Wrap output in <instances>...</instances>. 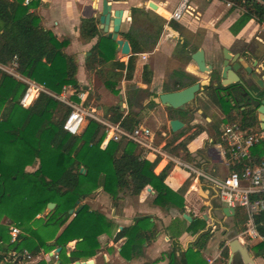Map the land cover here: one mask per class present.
Listing matches in <instances>:
<instances>
[{"label":"trees","instance_id":"trees-1","mask_svg":"<svg viewBox=\"0 0 264 264\" xmlns=\"http://www.w3.org/2000/svg\"><path fill=\"white\" fill-rule=\"evenodd\" d=\"M24 1L0 0V66L11 67L16 60L15 71L19 75L43 83L52 94L41 92L31 104L22 105L20 99L28 83L0 67V219L2 216L9 219L6 222L0 220V263L7 258L6 264H14L12 251L23 254L27 250L31 256L37 257L42 250L49 252L61 246L57 254L60 259L58 264H71L81 258H92L101 249L99 236L111 234L116 225L112 218L91 208L88 203L77 213L70 214L69 210L75 209L80 201L102 188L112 197L113 205L116 206L123 194L137 196L145 187L151 186L156 192L155 204L174 206L184 211L185 195L193 174L178 190H173L165 182L172 163L161 173H156L160 155L150 161L143 156V148L137 142L130 139L110 141L102 148L105 127L91 117H88L87 124L77 134L64 129L65 120L72 109L54 94H60L65 85H72L77 91L82 89L77 79L78 61L74 55L66 52L70 40L60 39L43 27L40 16L31 11V0L28 4ZM233 1L230 11L237 7L242 9L239 18L230 27L234 34L251 19L264 23V3L259 0ZM140 10L134 8L133 13ZM161 28L162 25L155 32L154 38L150 33L146 34L147 38L127 33L132 54L125 72L103 66L116 56L117 43L108 36L101 37L91 48L87 68L91 70L100 67V72L106 77L104 84L114 94H118L119 81L123 77L133 78L137 54L151 50L157 44ZM97 34V19H82L81 39L89 42ZM175 73L190 78L188 82L177 81L175 89L197 81L190 74L178 70ZM141 76L146 83H151L152 70L149 64H144ZM74 98L78 99L76 96ZM167 109L169 117H177V111L184 118V111ZM110 113L112 121H120L127 129L141 123L138 114L129 112L124 115L117 106H112ZM226 115L224 119L228 122L239 120L246 129L261 130L255 117ZM165 148L170 154L185 161L195 162L197 156L204 158L207 155L203 153L204 150L193 155L187 142L179 141V136L168 141ZM253 156L256 159L264 156V142L253 149ZM35 164L38 167L34 171L27 170V166ZM82 167L85 172H81ZM258 196L264 197V193ZM49 202H54L55 207L43 217L46 219L44 225L47 230L42 232L31 228V220H40L36 216L46 209ZM257 221L259 230L264 233V212L257 214ZM12 224L21 227V233L15 241L11 240L10 235ZM206 225L205 219L195 218L186 226V231L193 235L202 232L194 241V246L187 250H183L178 240L174 242L171 264H190L194 258L195 264H207L201 258V250L212 235L210 228L205 229ZM156 232L150 217L145 216L136 219L134 225L119 230L115 240L126 237L120 252L131 258L140 251L142 243L151 240ZM54 238L53 242H49ZM72 240H76V244L70 255H67V245ZM250 249L256 257L264 258V240L252 244ZM222 256L227 262L230 256L228 246L223 249ZM34 264L49 262L41 259Z\"/></svg>","mask_w":264,"mask_h":264},{"label":"crops","instance_id":"crops-1","mask_svg":"<svg viewBox=\"0 0 264 264\" xmlns=\"http://www.w3.org/2000/svg\"><path fill=\"white\" fill-rule=\"evenodd\" d=\"M102 1L103 0H31V11L40 16L41 25L43 27L51 30L60 39L68 38L70 40V43L66 48V52L74 55L78 61L77 79L79 84L82 86V89L78 92H85V99L81 101V103L88 108H94L95 106L97 111L111 122H114L110 119V108L112 106L120 107V110L124 112V115L129 112L139 115V112H133L131 110L133 103L130 97L127 96L128 82H136V86H138L141 90L149 88L152 91L154 87H156L157 93L160 94L162 92L176 90L175 83L179 80L185 82L190 81L189 77H184L179 75L180 73H175L177 70L181 73H187L194 77H197V74H199V79L197 80L202 79V77H206V75L202 76L195 61L192 59L191 55L188 54V51L192 52V48L195 49L202 47L205 51L207 62L214 63L218 68L220 67V60L222 58L224 48H229L230 50H243L247 48L246 45L251 44L254 41L258 46L256 52L260 53L263 51L264 23L262 24L256 19H251L238 33L234 34L230 30V27L241 15L242 9L237 7L230 11L233 5L229 6L226 1L223 0H219L222 3V7L216 6L213 0H207L210 1L208 5H204V0H188L187 5L189 11L185 12L179 20L170 19L171 13L175 11L184 0H108L113 9L119 8L124 10L118 38L127 39V33H130L132 36L140 35L142 38H147L148 36H146V34L150 33L152 38H154L153 36L155 32L162 25L157 44L151 50L147 49V51L137 54L136 69L132 78L133 80L123 77L117 86L120 89L119 94H114L104 84L103 80L106 77H104L103 73L100 72V67L93 68L91 70L87 68L88 57L91 55V48L101 37L108 36L107 32L100 28L99 23ZM149 2L156 4L157 8H151L149 6ZM134 8H139L141 10L134 14ZM129 12H131V15H129ZM90 17H95L97 19L98 34L93 37L91 41L85 42L80 36V25L82 19ZM143 18L146 20L144 27L148 28L146 31H143V28L140 25L141 19ZM109 30H111V28ZM255 38H258V40H254ZM178 43H181V54H176L175 52ZM117 48L115 58L109 59L103 66L105 68L115 70L118 69L125 72L130 55H122ZM142 53L146 54L144 59L147 61L143 60V56H141ZM260 57L262 59L259 61L258 66L260 69H263L264 54L261 53ZM176 60H181V62H179V64L173 69H169V62ZM146 63L149 64L152 70V80L149 84L146 83L141 76L143 66ZM168 74L171 78L170 83L167 82L166 79ZM137 80H141L145 85L142 84V86H140V82ZM72 91L73 88L70 90L69 94H71ZM157 93H152V96ZM120 96H122V98ZM150 98L148 100H150ZM205 103L206 102H202V104L198 103L199 109L202 110L205 108ZM150 105H161L160 107L163 106L162 104L152 103ZM163 107L167 111L166 116L169 118L167 120L169 124V120L172 118L169 117L168 107ZM107 109H109L108 112ZM176 110L179 109H175V111ZM192 112H195L196 115H198L193 124L197 122V124L202 126V128L199 133H196L198 126H194L191 129V131H194L193 134L187 135L185 131L187 122H192ZM175 114L177 115L175 118H179L185 122V126L183 128L174 132L171 130L170 125H167V128H158L156 130H160L161 135L166 136L167 138L172 134L179 136V141L184 140L187 142L188 148L193 155H197L198 151L204 150V153L207 155L204 156V158L198 156L201 160H197L194 163L198 165L200 164L202 167L209 165L206 160L211 154L210 150L212 140L218 137V125L222 122L228 121H226L223 117H219L218 121H216L217 124L214 123L211 125L210 123L213 122H209L210 119L207 117L205 118V116L200 114L197 110H188V112L184 111V118H181L177 111ZM139 125L146 124L140 123ZM260 129L264 130L261 128V125ZM152 130L155 132V128H152ZM166 143L167 142L162 139V141L158 142L155 146L159 147L163 151H167L163 149ZM159 155L160 154L151 151L147 154V159L153 161ZM171 163L172 165L165 182L173 190H178L190 177V172L182 169L174 162L167 161V159L161 155L155 172L158 174L161 173ZM205 169H210L212 171L215 168L214 165L211 164ZM201 189L208 192V199L204 198L201 194ZM105 197L106 196L103 195L101 198V194H98L94 199H85L83 205L87 202H92L94 204H97L98 201L106 202L107 197ZM155 197V190H153L151 186H147L139 195H129L127 197V204L123 207L120 214L116 210L113 211L112 215L105 212L109 218L114 220L115 224H118L117 231L113 229L111 234L104 233L100 235L99 240L101 242V249L92 258H88L87 260L93 259L94 264H171L173 263L172 251L174 249V242L178 240L183 250H187L188 248L194 246V241L199 236V233L202 232L200 231L199 233L193 235L192 233L186 231V226H188L190 222L183 218L184 213H188L192 216L193 221L195 218L205 219L204 215L206 213L204 212H206V210H209V212L214 211L216 216H212L211 213L210 216L207 214L208 218H211L212 221L221 223L220 219L224 221L226 218H234L240 225L243 224L244 227V218L242 220L237 218V215L241 212H238V214H233L231 212V215L224 214L221 210L224 206L217 198L214 188L203 178L194 180L193 175V179L185 195L184 211L174 206L163 207L157 205L154 203ZM108 201L110 200L108 199ZM107 203L109 204V202ZM110 203H112V201ZM91 208L98 209L95 205H91ZM112 209H114V207ZM101 210L105 209L101 208ZM145 216L150 217L152 225L157 232L151 240L144 241L142 243V247L137 254L133 255L131 258H127L120 252L122 245L125 243L126 237L115 240V236L123 227L132 226L136 223V219ZM219 216L221 218H219ZM40 217L41 215H38V218ZM205 220L207 222L205 229L210 228L211 230L208 219ZM120 227L122 228L120 229ZM61 230L62 228L60 231ZM54 240L55 238L50 241L52 242ZM230 241L231 240H228L226 242V244L228 243L226 246L229 247ZM208 242L205 248L201 250V258L204 260L206 256H208L205 255V250L208 248ZM75 244L76 240L74 244L68 243L67 255H70ZM222 244L223 243L219 244L215 256L218 254L219 250L226 247ZM194 250H197V248L194 247ZM41 255L37 256V260L35 262L40 259ZM177 255H179V251L177 252ZM54 256L50 252L46 259H48V261H54L58 264L60 259L58 256ZM84 259L85 258H81L79 260ZM194 259L190 260V264H195ZM218 259H216L212 264H215ZM7 260L8 259L6 258L5 261L7 262ZM226 263L227 262L224 264ZM71 264L75 263L73 262ZM207 264L209 263L207 262Z\"/></svg>","mask_w":264,"mask_h":264},{"label":"built area","instance_id":"built-area-1","mask_svg":"<svg viewBox=\"0 0 264 264\" xmlns=\"http://www.w3.org/2000/svg\"><path fill=\"white\" fill-rule=\"evenodd\" d=\"M187 1L184 0L171 13L170 19L179 20L185 12L189 11ZM24 2L28 4L30 0ZM226 3L229 6L234 5L233 0H228ZM141 56L145 58L146 54L142 53ZM16 66L17 62L14 60L10 68L0 67L28 83V87L20 99L22 105L31 104L41 92L51 93L43 83L19 75L15 71ZM72 88L73 91L69 94ZM54 96L72 109L64 123V129L68 132L71 134L81 132L88 117L95 118L105 127V137L101 143L102 148H105L110 141L130 139L141 145L143 156L146 158L147 154L152 151L160 154L169 162L184 166L194 175V180L203 178L212 185L223 206L231 208L230 211L233 214L242 213L244 227L237 235L242 243L243 241L246 242V239L254 241V243L264 240V233L259 230L257 221V214L264 212V197L258 196L259 193H264V156L259 159L253 156V149L264 142V130L246 129L239 120L222 122V130L218 137L212 140V152L206 160L209 165H214L215 169L208 171L205 167L193 165L155 146L154 132L148 125H138L132 129H127L120 121L111 122L99 118L96 114V108H88L81 103L85 99V92H78L72 85H65L61 93L54 94ZM75 96L78 99L74 98ZM216 167L219 168L220 172H216ZM20 233L21 227L18 224L10 226L12 241H15ZM223 249L224 247L219 250L216 256L208 258V263L212 264L216 259L222 257ZM18 255H22V259L16 263L15 259ZM11 257L14 264H32L35 260L27 250L23 254L12 251Z\"/></svg>","mask_w":264,"mask_h":264},{"label":"water","instance_id":"water-1","mask_svg":"<svg viewBox=\"0 0 264 264\" xmlns=\"http://www.w3.org/2000/svg\"><path fill=\"white\" fill-rule=\"evenodd\" d=\"M262 3H264V0H259ZM149 6L153 9L157 8V5L153 2H149ZM124 15L123 9H113L112 5L109 4L108 0L102 1V10L99 14V23L100 28H102L105 32H107L108 37L112 38L116 43L118 44V51L121 52L122 55H131V45L129 40L118 38L120 26L122 23ZM129 15H131V12H129ZM111 28V30H109ZM188 51V54L191 55L192 59L195 61L198 69L200 72L204 73L206 75L205 78H202L200 80L195 81L194 83L187 85L181 89H176L173 91H166L162 92L160 94H154L151 96L150 101L154 104H162L165 107L173 108V109H179L183 110L187 108V105L190 103H195L197 97H201L204 91V88L209 84L210 79L213 74V63L207 62L205 57V51L202 47L199 48H192V52ZM223 55H224V64L223 68L221 70V74L218 78H215L213 80V84L216 86L220 80V84L223 86H226L228 84H232L236 80L239 79V76L237 75L236 71L241 68L243 69L247 75L259 86V89L262 90L264 88V82H263V76H261V72L263 69H260L258 66L257 60L251 64L249 61L245 60L244 58H239V53L233 54V52L229 48L223 49ZM217 69V72L220 70V67ZM244 84L245 88L250 91V86L248 85V80H242L241 82ZM145 85V84H143ZM259 90V92H260ZM122 98V96H120ZM123 109V107H122ZM259 120L261 128L264 129V100L263 104L259 106ZM198 112H202L201 109L197 110ZM169 125L172 131L176 132L179 131L181 128L185 126V122L182 121L179 118H172L169 120ZM81 172H85V168H81ZM150 189V188H149ZM201 194L204 196V198H209L208 192L204 190H200ZM55 207L54 202H49L47 204V210L50 211ZM83 207V203L79 202L78 206L75 209H70V214L77 213L81 208ZM222 212L226 215H231V208L224 206L221 208ZM183 218L188 220L189 222L192 221V216H190L188 213L183 214ZM205 219H208V215H204ZM122 227H120L121 229ZM75 240H72L69 242V244H74ZM229 248H230V262L228 264H231L232 258L235 255V253H239L242 258L244 259L245 264H257L256 261L253 258V254L251 252V249L249 246L243 244L239 238H233L229 242ZM61 250V246L56 247L51 254H57ZM22 259V255H18L15 259V262H19ZM75 264H94L93 259L89 260H76L74 262ZM0 264H6V261H1Z\"/></svg>","mask_w":264,"mask_h":264},{"label":"rangeland","instance_id":"rangeland-1","mask_svg":"<svg viewBox=\"0 0 264 264\" xmlns=\"http://www.w3.org/2000/svg\"><path fill=\"white\" fill-rule=\"evenodd\" d=\"M214 1V3H215V5L216 6H218V7H222V3L219 1V0H213ZM204 2V5H208L209 3H210V1H207V0H204L203 1ZM212 7H214V6H212ZM159 19V18H158ZM143 20H144V22H143ZM159 21H160V19H159ZM158 21V22H159ZM145 23H146V20H145V18H143V19H141V22H140V25H141V27L143 28V31H146L148 28L147 27H144V25H145ZM141 31V30H140ZM149 31V30H148ZM264 35V34H263ZM198 39V38H197ZM182 47H181V43H178V45H177V47H176V49H175V52H176V54H181L182 53V49H181ZM191 52V51H190ZM189 52V53H190ZM262 54H264V47H263V51H262ZM262 56V55H261ZM143 60L144 61H147V60H145L144 58H143ZM179 62H181V60H176V61H170L169 62V66H168V68L169 69H173L176 65H178L179 64ZM7 68H10V67H7ZM12 74V73H11ZM201 74H202V76L204 75L205 76V74L204 73H202L201 72ZM14 75V74H13ZM15 76V75H14ZM199 77V74H197V77H196V79H199L198 78ZM202 78H205V77H202ZM134 79H135V77H134ZM166 79H167V82H169L170 83V76H169V74H168V76L166 77ZM133 80V79H132ZM138 82H140L139 84H140V86H142V81L141 80H137ZM103 82H104V80H103ZM137 85V83L136 82H134V83H127V96L128 97H130V99H131V101H132V103H133V107H131V110L133 111V112H139V117L141 118V123H143V124H146V125H149V126H151L152 128H155V132H154V137H155V139H154V144L155 145H157L158 144V142H160V141H162V139H164L166 142H168V141H170V140H172L173 138H174V134H172L170 137H166V136H162L161 135V132H160V130H156V129H158V128H161V129H163V128H165L167 125H169L168 124V117L166 116V114H167V111H166V109L162 106V107H160L161 105H147L146 106V103H147V100L152 96V93H157V88L156 87H154V89L151 91L149 88H146V89H139V87L138 86H136ZM144 88V87H143ZM120 90V89H119ZM112 92V91H111ZM119 94V93H118ZM158 94V93H157ZM198 99V98H197ZM199 100V103H201L202 104V102H203V100H201V98L200 99H198ZM145 107H147L146 109H145ZM94 108H95V106H94ZM164 108V109H163ZM108 110L109 109H107V112H108ZM143 111H145V112H143ZM96 114H97V116L99 117V118H102V119H106V118H104L103 116H102V114H100L98 111L96 112ZM198 117V115H196V113L195 112H192V122H190V121H188L187 122V127H186V134L187 135H189V134H193V132L194 131H191V129L194 127V126H198V128L196 129V133H199V131H201V128H202V126H199L198 124H197V122H195V124H193V122H194V120L196 119ZM95 119V118H94ZM95 120H97V119H95ZM98 121V120H97ZM214 123H216V122H214ZM86 124H87V122H86ZM208 127V126H207ZM218 127H219V133L221 132V130H222V125H221V123L218 125ZM219 133L217 134V136L219 135ZM213 134V133H212ZM214 135V134H213ZM164 150H166V148L164 147L163 148ZM199 153V151L197 152V154ZM204 153V152H203ZM197 160H201V159H199V157L197 156ZM187 162H189V163H191V164H193V165H196V166H198V167H200V165H198V164H196V163H194L193 161H187ZM201 163V162H200ZM210 165H206L205 166V168H207V167H209ZM38 167V164H35V165H29V166H27V170H29V171H34L36 168ZM182 169H184V170H187L188 172H189V170L187 169V168H185L184 166H180ZM217 168V167H216ZM208 170V169H207ZM208 171H211L210 169L208 170ZM216 172H220V170H219V168H217V171ZM102 191V192H101ZM98 194H101V198H102V196L104 195V196H106L110 201H108V199L106 198V202H101V201H98V203L97 204H94V203H88L90 206L91 205H95V206H97L98 207V209L97 210H100V211H102V212H107V213H109L110 215H112V213H113V211H117L119 214L122 212V209H123V207L127 204V197L130 195V194H123L122 195V197H120L118 200H117V205L115 206V205H113V199H112V197L108 194V193H106L102 188H99V189H97L95 192H93L90 196H88V197H86L85 199H87V198H95ZM84 199V200H85ZM84 200H82V201H80V202H84ZM112 201V203H110ZM107 202H109V204L107 203ZM108 204V205H107ZM113 205V206H112ZM114 207V209H112ZM101 208H103V209H105V210H101ZM94 209V208H93ZM53 210V209H52ZM52 210H50V211H48L47 210V207H46V209L42 212V213H40L39 215H41V219L39 220V219H33V220H31V222L29 223V225H30V227L31 228H33V229H36V230H39V231H44V230H47V227L44 225L45 224V222H46V219L45 218H43L45 215H47V214H49ZM204 210V209H203ZM204 213H206V214H208L209 216H210V213H211V215L213 216V215H215L214 214V211H210L209 212V210H206V212H204ZM216 216V215H215ZM235 216V215H234ZM236 217V216H235ZM36 218H38V215L36 216ZM219 218H221L220 216H219ZM237 218L239 219V220H242L243 219V215L241 214V213H239L238 215H237ZM1 221H3V222H6L7 220H9L8 219V217L7 216H2L1 217V219H0ZM220 221H221V223H219V222H214V221H212L211 220V218H208V222H209V225H210V227H211V231H212V235H211V237H210V240H209V242H208V248L205 250V255H208V256H206V258H205V261L206 262H208V258H210V257H214L215 256V254H216V252H217V248H218V246H219V244L220 243H223L222 245H225L226 244V242L228 241V240H232L233 238H235V237H237V235L239 234V232L241 231V229L243 228V224L242 225H240L238 222H237V220H235L234 218H226L224 221L223 220H221L220 219ZM117 227H118V224H116L115 225V227H114V230H116L117 231ZM47 237V235L45 236V238ZM246 242H247V244H246V242H244L243 241V244H245V245H247V246H252V244L254 243V241H249L248 239H246L245 240ZM49 242H51V241H49ZM53 242V241H52ZM68 247V246H67ZM55 249V248H54ZM54 249H51L49 252H47L46 250H42L41 251V253H42V255H41V253L39 254V255H41V257H40V259H38V260H41V259H45V260H47L48 261V259H46L47 257H48V254L50 253V252H53L54 251ZM99 251V250H98ZM251 252H252V254H253V258H254V260L256 261V263L257 264H264V258H262V257H256L255 255H254V252H253V250L251 249ZM231 253V251H230V248H229V254ZM58 254V253H57ZM38 255V256H39ZM54 255H56V254H53V256ZM33 257V256H32ZM55 257V256H54ZM35 260L32 262V264L37 260V257H33ZM53 259H55V258H53ZM84 260H87V259H84ZM49 262V264H53V262L54 261H48ZM225 263V260H224V257L222 256V257H220L217 261H216V263L215 264H224ZM12 264V263H11ZM226 264H228V260H227V263ZM233 264V263H232Z\"/></svg>","mask_w":264,"mask_h":264},{"label":"flooded vegetation","instance_id":"flooded-vegetation-1","mask_svg":"<svg viewBox=\"0 0 264 264\" xmlns=\"http://www.w3.org/2000/svg\"><path fill=\"white\" fill-rule=\"evenodd\" d=\"M254 40H258L255 38ZM246 49L243 50H231L233 54L239 53V58H244L253 64L256 60L259 61L262 59L260 57V53L256 52L258 49L257 44L253 41L251 44L246 45ZM223 54V52H222ZM224 64V55L220 60V70L217 72V69L213 68V72L215 74L212 75L209 84L204 88L203 94L201 98L203 102H206L205 108L202 109V114L205 118H209V122L211 125L214 122L218 121L219 117L225 118L226 114H233L241 117H255L257 122L260 123L259 120V106L263 104L264 100V88L262 90L259 89V86L247 75V73L239 68L236 73L239 76V79L233 82L232 84H228L223 86L220 84V80L218 84L215 86L213 84V80L218 78L221 74V70ZM261 76H263L264 82V68L261 72ZM242 80H248V85L250 86V91L245 88L244 84H242ZM260 90V92H259ZM196 99L195 103H190L187 105L184 111L188 112V110H198L199 100ZM151 104L150 100L147 101L146 106ZM147 108V107H145ZM217 124V123H215ZM167 128V126L165 127ZM230 262V256L228 259V263ZM245 264L244 259L239 253H235L232 258L231 264Z\"/></svg>","mask_w":264,"mask_h":264}]
</instances>
